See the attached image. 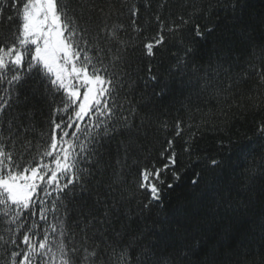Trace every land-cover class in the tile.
<instances>
[{
  "label": "snow or ice",
  "instance_id": "obj_1",
  "mask_svg": "<svg viewBox=\"0 0 264 264\" xmlns=\"http://www.w3.org/2000/svg\"><path fill=\"white\" fill-rule=\"evenodd\" d=\"M167 2L160 0L152 11L153 0H76L77 7L72 0H0V25L10 33L0 38V264H191L201 255V264H216L219 254L207 247L206 237L188 230L182 210L152 220L153 208L163 207L162 193L181 180V152L191 159L195 132L184 138L178 120L157 157L139 164L132 180L125 175L130 153L147 134L132 97L136 81L127 70L128 50L136 47L128 30L147 40L143 55L152 59L145 66L147 77H137L145 88L160 87L157 95L171 90L161 85L153 67L161 46L175 40L182 55L172 53L175 71L170 74L183 75L191 67L193 74L200 73L202 88L211 87L217 97L231 94L233 83L254 80L247 99L255 109L253 94L264 96V43L254 41L241 0L221 5L223 29L195 23L211 13L194 4L187 5L186 14L165 16ZM93 12L103 24L95 33L89 30ZM112 16L117 20L107 23ZM153 25L155 35L148 39ZM218 31L224 39L216 57L197 65L195 45ZM222 75L228 77L227 87L213 84ZM22 88L48 109L41 129L31 110H19ZM256 133L264 140V122ZM175 138L183 139L179 152ZM112 141H118L119 159L105 182ZM252 151L253 145L241 148L230 165L212 156L206 167L235 172ZM259 167L264 169V157ZM256 172L249 166L245 175ZM194 176L195 188L202 173ZM221 182L209 184L210 197L220 196ZM240 191L250 192V183L245 181ZM243 207L246 198L233 203L229 196L227 209ZM236 264L254 262L245 258Z\"/></svg>",
  "mask_w": 264,
  "mask_h": 264
},
{
  "label": "trees",
  "instance_id": "obj_2",
  "mask_svg": "<svg viewBox=\"0 0 264 264\" xmlns=\"http://www.w3.org/2000/svg\"><path fill=\"white\" fill-rule=\"evenodd\" d=\"M99 3L100 0H97ZM129 4L135 0H128ZM160 0H153L152 11H156V5ZM226 0H168L163 9L164 15L169 13L173 17L177 14H186L190 11L188 4H194L205 10V15L211 13L209 19L195 20V23L219 24L223 29L226 24V13L222 10ZM73 7H77L76 0H72ZM244 18L250 25L253 39L256 43H264V0H241ZM119 6V4H117ZM85 14L88 15L85 9ZM92 22L89 23V30L93 33L103 26L100 14L91 13ZM117 17L112 16L107 23L116 21ZM125 24L128 21L123 20ZM191 27V25L189 26ZM155 35V25L147 31V38ZM10 36L8 28L0 25V38ZM128 36L131 42L136 45L128 50L130 78L136 81L132 89V97L138 102L139 115L146 122V135L139 137L138 143L127 159V166L124 169L125 175L132 180L137 172L139 164H147L154 160L159 151L165 146V139L174 135L176 122L182 121L184 132L182 136L187 138L189 132L196 133L194 140V152L191 159L181 152L183 169L181 180L172 189H166L162 193L163 207L153 208L152 220L158 216H171L182 210L186 216L189 231H198L206 237V244L209 249L215 248L219 254L216 264H236L237 261H248L254 264H261L264 261V169L259 166L261 157H264V140H261L256 133L258 123L264 122V96L253 99L259 104V109L251 107L247 97L251 93L252 85L241 82L239 85L233 83L230 93H224L217 97L214 90L202 88L200 73L193 74L191 67L183 74H170L174 57L172 53L182 55V51L175 40L161 46L155 57L153 67L161 85L167 83L170 91L163 95L160 87L149 85L144 87L142 80L137 77L146 78L145 66L149 63L148 58L143 55V44L147 42L144 34L139 37L129 28ZM224 39L218 31L207 39L195 45L197 65L206 66L209 59L215 58L218 44ZM234 54H239V47L233 49ZM158 68V70H157ZM129 77H126V79ZM183 81V85H181ZM190 81V83H189ZM227 87L228 77L222 75L219 81L213 84ZM123 96L124 93H121ZM29 97L25 102V97ZM19 110H31L37 129H41L47 120L48 109L42 101L32 97L27 88L20 89ZM167 124V129L161 127ZM191 125V127H189ZM174 143L177 151H181L183 139L175 138ZM118 141H112L105 156L111 167L106 168L103 180L111 179L109 173L116 170ZM248 145L254 146V151L248 154L244 161V168H238L233 172L230 167L222 173L221 170H211L206 167L210 157L223 158L230 165V161L237 159L241 148ZM139 162V163H137ZM249 166L257 168L256 175L249 177L245 175ZM194 173H202L200 183L193 187L191 179L196 178ZM239 177V178H237ZM222 181L218 187L220 196L210 197L206 189L209 184H216ZM245 181L250 183L251 191L242 193L241 187ZM231 198L235 203L245 200L246 207L238 212L226 208V202ZM223 197V199H220ZM220 199V206L217 207L216 200ZM80 203L79 201L77 202ZM171 250H169L170 253ZM169 253H165L168 255ZM204 256L193 257L191 264H201ZM135 264V261L133 262Z\"/></svg>",
  "mask_w": 264,
  "mask_h": 264
}]
</instances>
